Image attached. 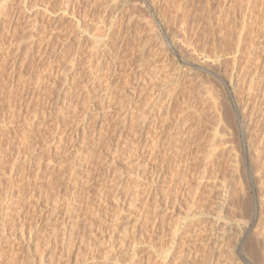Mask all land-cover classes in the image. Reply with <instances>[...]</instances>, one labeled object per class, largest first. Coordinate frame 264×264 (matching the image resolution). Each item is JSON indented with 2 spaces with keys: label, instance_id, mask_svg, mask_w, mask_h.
Returning a JSON list of instances; mask_svg holds the SVG:
<instances>
[{
  "label": "rangeland",
  "instance_id": "obj_1",
  "mask_svg": "<svg viewBox=\"0 0 264 264\" xmlns=\"http://www.w3.org/2000/svg\"><path fill=\"white\" fill-rule=\"evenodd\" d=\"M0 43V264H264V0H0Z\"/></svg>",
  "mask_w": 264,
  "mask_h": 264
},
{
  "label": "bare ground",
  "instance_id": "obj_2",
  "mask_svg": "<svg viewBox=\"0 0 264 264\" xmlns=\"http://www.w3.org/2000/svg\"><path fill=\"white\" fill-rule=\"evenodd\" d=\"M107 2V1H106ZM127 3V2H126ZM144 3V2H143ZM124 4V3H123ZM150 4V3H149ZM152 4V3H151ZM107 5V4H106ZM130 6V5H129ZM150 6V5H149ZM113 8V7H112ZM4 10V9H3ZM8 20V19H7ZM129 23V22H128ZM43 24V23H42ZM9 28V27H8ZM41 34V33H40ZM169 42V41H168ZM170 43V42H169ZM1 44V43H0ZM173 45H174V43H172ZM171 46V45H170ZM219 50V49H218ZM241 50V49H240ZM218 56H220V55H218ZM236 57V56H235ZM205 59V58H204ZM223 60V59H222ZM212 62V61H211ZM205 63H207V61L205 62ZM204 63V64H205ZM191 64H193V63H191ZM203 64H201V66H202ZM207 66V65H206ZM202 67H205V66H202ZM206 69V68H205ZM204 69V70H205ZM208 69V68H207ZM256 74V73H255ZM258 74V73H257ZM217 76H219V75H217ZM236 76V75H235ZM257 76V75H256ZM246 77V76H245ZM254 77V76H253ZM252 77V78H253ZM221 78V77H220ZM249 78V77H248ZM251 78V77H250ZM258 78L259 77H257L256 79L258 80ZM253 79H255V78H253ZM248 80V79H247ZM251 80V79H250ZM257 82V81H256ZM255 82V83H256ZM165 84H166V82H165ZM173 84V83H172ZM251 84H252V87H253V89L256 87H254L253 85V83L251 82ZM249 85V84H248ZM164 86V85H163ZM172 87V86H171ZM177 87V86H176ZM251 87V86H250ZM178 88V87H177ZM168 89V88H167ZM162 91V90H161ZM172 91H174V89H172ZM175 92H176V90H175ZM250 92V91H249ZM251 92H252V89H251ZM161 94V93H160ZM168 94H170V93H168ZM176 94V93H175ZM175 94H172V95H175ZM253 94H254V92H253ZM256 95H257V93H255ZM167 95V94H166ZM255 95V96H256ZM261 95V94H260ZM260 95L258 94V96L260 97ZM168 96V95H167ZM175 96H172V97H170V102L168 103L169 105L172 103V100H173V98H174ZM178 97V96H177ZM264 97V96H263ZM176 99V98H175ZM257 99H258V97H257ZM260 99V98H259ZM156 100V99H155ZM250 100V98H248V100L247 101H249ZM262 100H264V99H262ZM174 101V100H173ZM260 101H261V99H260ZM153 102V101H152ZM262 102V101H261ZM216 104V103H215ZM237 104V103H236ZM261 104V105H260ZM218 105V104H217ZM216 105V106H217ZM221 105V104H220ZM189 106V105H188ZM194 106V105H193ZM218 108V107H217ZM216 108V109H217ZM236 108H237V111H240L241 112V110H239L238 109V106L236 105ZM161 109V108H160ZM250 109H251V111H250ZM260 110V112H258V113H260L261 115H262V117H264V106H263V104L262 103H254V104H252L251 103V106H250V101L249 102H247L246 104H244V108H243V112H242V116L241 115H239V121H238V124H237V126H238V128L241 130V133H242V135H243V137H244V140H246L247 138H249L250 137V131H252L251 130V128H250V122H251V120H250V118H251V116H249V111H250V113L252 114V112H255V111H259ZM149 111V110H148ZM152 111V110H151ZM155 111V110H154ZM217 111H218V116H220V119L222 120V121H226V124L228 125V126H230V124H229V120H228V122H227V119H226V115H225V113H224V111H223V108H218L217 109ZM171 112V111H170ZM193 112V111H192ZM191 112V113H192ZM167 113H169V111H167ZM239 113V112H238ZM256 113V112H255ZM153 114V113H152ZM166 114V113H165ZM178 114V113H177ZM259 114V115H260ZM258 114L256 113V116H257ZM154 116V115H153ZM159 116H161V115H159ZM158 116V117H159ZM163 116V115H162ZM167 115H165L164 116V118H167L166 117ZM171 116V115H170ZM183 117H185V115L183 116ZM248 117V118H247ZM261 116H259L258 118H260V119H258V121H260L261 120V118H262ZM264 120V119H263ZM225 121H224V123H225ZM163 122V121H162ZM178 122V121H177ZM183 123H185V121L183 122ZM231 123V122H230ZM250 123V124H249ZM262 124V123H261ZM164 125V124H163ZM185 125V124H184ZM203 125V124H202ZM264 125V124H263ZM263 125H262V127H263ZM259 126H261V125H259ZM197 127V126H196ZM182 128V127H181ZM194 128V127H193ZM259 128V127H258ZM257 128V131H259L260 129H258ZM264 129V127L261 129V130H263ZM227 130V129H226ZM230 130V129H229ZM260 130V131H261ZM179 131H180V128H179ZM260 131L259 132H257V134L255 133V135H257L258 136V144H257V148H255L257 151L260 149V146H259V144H262L261 146L262 147H264L263 146V143H264V130H263V132H261V134H260ZM256 132V131H255ZM252 133V132H251ZM258 134H260V135H258ZM184 135V134H183ZM253 135V134H252ZM176 138V137H175ZM179 139V138H178ZM253 139H254V137H253ZM253 139L252 138H249V140L251 141V143L252 142H254L253 141ZM177 142V141H176ZM172 143V142H171ZM257 143V142H256ZM176 145H177V143H175ZM174 144V145H175ZM164 145V144H163ZM178 146V145H177ZM219 150V149H218ZM261 151V150H260ZM173 152V151H172ZM175 153V152H174ZM216 154V153H215ZM217 156V155H216ZM215 156V157H216ZM264 168V163H261V169H263ZM181 169V168H180ZM252 169V168H251ZM250 169V170H251ZM177 173V172H176ZM262 178V177H261ZM263 182H264V178H263V180H262ZM259 203V202H258ZM260 204H262V205H264V191L262 192V197H261V199H260Z\"/></svg>",
  "mask_w": 264,
  "mask_h": 264
}]
</instances>
